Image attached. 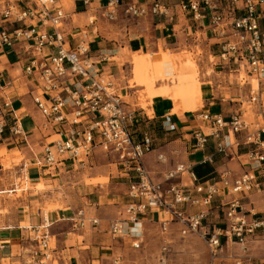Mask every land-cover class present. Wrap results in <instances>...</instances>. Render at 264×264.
<instances>
[{"label": "built area", "instance_id": "built-area-1", "mask_svg": "<svg viewBox=\"0 0 264 264\" xmlns=\"http://www.w3.org/2000/svg\"><path fill=\"white\" fill-rule=\"evenodd\" d=\"M78 1L91 5V0ZM58 2L0 0V51L18 57L23 76L33 86L31 96L44 119L42 127L59 128V136L43 142L41 152L34 155L35 165L56 170L60 163L69 160L84 164L97 148L113 154L121 168L130 172L128 201L121 216L108 225L113 240L130 238L132 248L142 249L146 240L140 221L144 216L158 215L164 236L159 264H168L172 242L167 235L174 223L180 226L183 237L196 235L205 242L209 264H222L225 260L231 264H254L248 255L249 244L256 233L264 230V217L249 216L240 199L233 198L224 212L223 226H212L207 218L216 198L264 187L253 171L261 169L264 176V0H105L101 7V16L107 20H117L120 15L137 19L157 17L162 19L160 24L169 26L174 33L176 25H186L195 40L202 33H210L208 38L218 47L216 57L226 65V72L235 73L240 79L244 73L256 82V86L249 82V102L259 107L263 124L249 121L240 111L225 117L203 110L198 115L203 126L192 132L196 152L205 151L213 142L214 152L205 161L212 162L215 155L233 156L235 147L248 146L245 156L252 171L234 175L224 170L204 181L197 177L191 164H178L164 181L151 176L144 157L152 151V138L145 133L142 141L134 140L132 128L137 122V111L126 109L115 80L101 73L91 54L87 30L71 46L62 30L67 14ZM95 21L93 15L89 23ZM2 73L0 68V90L15 91L18 78L10 76L2 83ZM6 94L0 100V138L6 131L13 136L24 135L13 96ZM254 125L257 127L253 128ZM158 159L166 158L159 154ZM186 173L194 182L196 195L184 191L182 177ZM186 204L204 209L191 212ZM89 223L97 226L100 219L86 217L79 210L75 227L83 228ZM50 225L44 213L42 223L30 227V236L38 245L32 264L52 260ZM231 244L238 247V253L229 250ZM113 264H122V256H116Z\"/></svg>", "mask_w": 264, "mask_h": 264}, {"label": "crops", "instance_id": "crops-1", "mask_svg": "<svg viewBox=\"0 0 264 264\" xmlns=\"http://www.w3.org/2000/svg\"><path fill=\"white\" fill-rule=\"evenodd\" d=\"M58 3L67 14L63 21L62 30L71 46H75L79 41L81 32L87 30L91 43V54L101 73L109 75L115 80L124 97L126 109L137 111V122L132 131L136 130L138 133L134 135V140L136 142L141 141L145 133H148L152 138V151L146 154L144 163L154 179L164 181L167 173L174 170L178 164H191L194 173L200 180L207 179L224 170H230L234 175L252 171L245 156L248 146L235 147L236 154L233 156L215 155L212 162L204 160L207 155L214 152L212 141L203 152H196L193 148L192 132L203 126L198 119L199 113L205 110L229 117L232 112L240 111L245 115V102L241 96L228 98L223 94L224 91H220L218 94H214L212 91L208 93V90L205 91L202 87L204 91L203 100L206 102L205 107L183 114L170 113L173 107V102L170 99L154 97L148 108L149 111H153V115L149 116L138 102L139 98L135 95L136 92L129 91L131 88L129 85L123 87L120 84L117 71H115L117 69L115 58L120 51L116 48L107 49L106 41L111 37L97 31V12L101 13V7L105 4V0H91L90 6H85L83 2L78 0H59ZM93 4H97L95 8L92 7ZM93 15H96V21L90 24L89 20ZM160 21L162 19L150 17L143 20L138 19L137 23L133 22L130 27H127V30L137 29L138 34L127 38L123 48H127L129 53H137L154 50L159 47V44H162L163 47L178 44L180 39L177 36H179L180 25L175 26L177 32L174 33V30H171L169 26L160 24ZM17 60L18 57L15 54L0 51V68L3 70L4 80L2 83H6L10 76L19 80L14 83L15 91L12 88L13 91L11 89H7L8 91L5 92L0 90V100L2 99L1 96L8 93V95L13 96V107L17 113L21 109L25 110L23 113H18L25 132L24 135L13 136L6 131L0 138V264H32L38 245L30 236V227L42 223L43 208L49 202L57 206L50 211L49 217L46 215L48 212H45L51 223L50 246L52 248V260L47 264H55V262L57 264H112V258L115 257L116 251H121L118 244L123 243L126 248L131 246L132 242L130 238L115 241L108 232L110 220L121 216L124 204L128 201L126 192L130 172L121 168L113 154H107L99 148L95 149L84 164L69 160L60 163L56 170L36 167L33 162L34 155L41 152L42 143L53 139V137H58L60 133H57L59 129L57 127H49L48 129L42 127L44 119L36 110L31 96L33 86L23 76ZM121 66L118 67L121 68ZM233 74L237 76V74ZM220 88L226 89L222 85L218 87V89ZM259 110V107L255 105L257 117H255L254 122H258L257 125L261 124L258 117L260 115ZM169 125L174 128L170 130ZM65 127L68 128V126ZM174 135L178 136L173 137ZM10 151L16 152L17 155L18 152L23 154V161L17 165L19 168L16 166L17 169L14 171L6 169L3 163L2 155H6V152L9 153ZM98 154L103 155L102 157H114L116 165L114 173H107L105 166L101 167L95 164L100 158ZM159 154L165 156V161L158 159ZM87 165H90L88 171L83 170V177L87 176V178L82 179L83 177L80 175L82 172L78 170L80 168L87 169ZM253 171L259 175L261 180L264 179L261 169ZM28 178L34 185L42 182L46 189L32 191L28 187L22 188L28 183ZM93 179L108 180L89 183ZM182 184L185 192L196 195L194 182L187 173L182 177ZM7 186L10 188H5ZM19 190L23 191L22 196L15 199L7 198L6 195H17ZM233 198L240 199L243 211L249 216L257 214L264 217L263 187L260 191L228 194L222 198H216L208 210L207 219L210 225H224V212L227 209V204ZM186 207L191 212L204 209L203 206L190 204H186ZM79 210H83L86 217L99 218L100 224L95 226L89 223L83 228H76L74 219ZM158 217V215L144 216L140 221V227L146 240L145 246L153 235L159 240L160 248H162L164 236L160 230V222L156 219ZM23 223L28 224L23 225ZM179 230L180 226L174 223L171 225V232L167 235V238L172 242L168 264L171 263L177 239L183 238ZM185 237L194 239V241L199 239V244L202 242L205 244L196 235ZM260 238H264V230H260L250 240L248 255L251 259L253 256H257L255 255V248L258 247V243L262 242V240L259 241ZM229 250L234 253L239 252L238 247L234 244L229 245ZM158 259L159 257L157 264H159ZM207 264H209V260ZM222 264H231V261L225 260Z\"/></svg>", "mask_w": 264, "mask_h": 264}, {"label": "rangeland", "instance_id": "rangeland-1", "mask_svg": "<svg viewBox=\"0 0 264 264\" xmlns=\"http://www.w3.org/2000/svg\"><path fill=\"white\" fill-rule=\"evenodd\" d=\"M96 5L93 4L92 7L95 8ZM97 14V31L103 32L111 37L106 41L107 49L116 48L120 51L115 58L117 63V69L115 71H117V77H119L121 86L125 87L129 85L131 87L129 91L136 92L135 95L139 98L138 102L149 116L153 115V111H149L148 108L152 104L154 97L170 99L173 102V107L170 110L171 114H183L205 107L206 102L203 100L204 88L205 91L208 90V93L212 91L214 94L224 91L223 94L228 98L241 96L243 102H245V116L249 121H255V117H257L255 105L253 106L248 102L249 82H252L251 77L243 73L240 79L236 75H229L226 72V65L220 63L216 57L218 47L213 45L212 41L209 40L210 33L207 35L202 33L199 39L195 40V35L190 36L191 34H188V32L191 33L188 31V27L186 25H180V30L178 31L179 36H177L180 41L176 45H171L173 47H163L162 44H159V47H156L154 50H149V52L129 53L127 48H123L124 42L127 38L134 37L138 34V30L133 28L129 31L127 27H130L133 22L137 23L138 19L120 15L117 20H107L101 16V13L99 14V11ZM120 65H122V69L118 67ZM220 85L222 87L225 86L226 89H218ZM225 91L227 92L226 94ZM24 111V109H21L18 113L20 114ZM258 117L260 123L263 124V119L260 115ZM256 127L257 125L253 126V128ZM176 136L178 135H174L173 137ZM98 155L100 158L97 159L99 161L95 164L101 167L105 166L107 173H114L116 171L114 157H102L103 155ZM11 156L13 157L11 158ZM2 157L6 169H11L12 171L16 170L17 165H20L23 161V154L20 152H18V155L16 152H6V155H2ZM89 166L87 165V169L80 168L78 170L82 172L80 174L82 177L83 170L88 171ZM86 178L87 176H84L82 179ZM27 180L28 183L23 185L22 188L28 187L32 191H43L46 189L42 182L34 185L29 178ZM107 180L93 179L89 183ZM5 188L10 187L7 186ZM22 194L23 191L19 190L17 195L11 194L10 196H6L7 198L15 199L22 196ZM55 206L57 205H52L49 202L43 208V212H48L46 215L49 217L50 211ZM27 224L23 223V225ZM198 240L195 239L194 241V239L191 240L187 237L177 239L170 264H207L208 254L206 245L203 242L199 244ZM260 240L262 242L258 243V247L255 248V255L257 256L252 257L254 264H264V238H260ZM118 245L121 251L117 250L114 256H122V264H157L161 244L153 235L147 245L142 249H134L131 246L125 248L123 243H119ZM55 264L57 263L55 262Z\"/></svg>", "mask_w": 264, "mask_h": 264}, {"label": "trees", "instance_id": "trees-1", "mask_svg": "<svg viewBox=\"0 0 264 264\" xmlns=\"http://www.w3.org/2000/svg\"><path fill=\"white\" fill-rule=\"evenodd\" d=\"M216 47H217V46H216ZM218 52H219V50H218ZM218 52H217V54H218ZM217 54H216V55H217ZM133 129H135V128H133ZM137 133H138V131H136V130L134 131V130H133V135H135V134H137ZM141 141H142V140H141ZM139 142H140V141H139ZM204 180H205V179H204ZM204 180H203V181H204ZM259 181H260L261 184L264 183V179L261 180V178H259ZM258 216H259V215H258Z\"/></svg>", "mask_w": 264, "mask_h": 264}, {"label": "bare ground", "instance_id": "bare-ground-1", "mask_svg": "<svg viewBox=\"0 0 264 264\" xmlns=\"http://www.w3.org/2000/svg\"><path fill=\"white\" fill-rule=\"evenodd\" d=\"M252 83L254 84V86H256V82H255V81H253ZM10 152H11V151H10ZM10 152H9V153H10ZM12 155L14 156V154H12ZM13 156H11V158H12ZM30 165H31V164H30ZM26 166H27V165H26ZM36 167H37V166H36ZM41 185H42V184H41ZM46 218H48V217L46 216Z\"/></svg>", "mask_w": 264, "mask_h": 264}]
</instances>
